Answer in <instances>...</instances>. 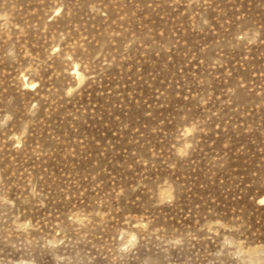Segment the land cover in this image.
<instances>
[{
  "label": "rangeland",
  "instance_id": "obj_1",
  "mask_svg": "<svg viewBox=\"0 0 264 264\" xmlns=\"http://www.w3.org/2000/svg\"><path fill=\"white\" fill-rule=\"evenodd\" d=\"M264 0H0V264H264Z\"/></svg>",
  "mask_w": 264,
  "mask_h": 264
},
{
  "label": "snow or ice",
  "instance_id": "obj_2",
  "mask_svg": "<svg viewBox=\"0 0 264 264\" xmlns=\"http://www.w3.org/2000/svg\"><path fill=\"white\" fill-rule=\"evenodd\" d=\"M262 203H264V201H262Z\"/></svg>",
  "mask_w": 264,
  "mask_h": 264
}]
</instances>
